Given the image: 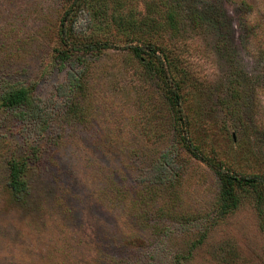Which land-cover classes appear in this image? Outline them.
<instances>
[{
	"label": "rangeland",
	"instance_id": "obj_1",
	"mask_svg": "<svg viewBox=\"0 0 264 264\" xmlns=\"http://www.w3.org/2000/svg\"><path fill=\"white\" fill-rule=\"evenodd\" d=\"M64 11L66 42L99 49L54 58ZM146 42L186 72L201 151L264 177V0H0V96L29 88L42 111L23 121L0 105V264H171L201 234L182 264H264V183L235 186L236 206L212 215L216 176L178 145L127 50ZM68 70L83 86L74 114ZM10 158L27 163L20 201Z\"/></svg>",
	"mask_w": 264,
	"mask_h": 264
},
{
	"label": "trees",
	"instance_id": "obj_2",
	"mask_svg": "<svg viewBox=\"0 0 264 264\" xmlns=\"http://www.w3.org/2000/svg\"><path fill=\"white\" fill-rule=\"evenodd\" d=\"M67 12L64 11L61 19L59 21L58 29V42L61 46L65 47L55 50L54 58L62 62L65 60L66 54L70 51L78 49L80 51L88 52L90 50H97L99 46L96 43L87 44H75L73 42H66L64 35V20ZM172 12L167 14V27L176 29L174 24V18L171 16ZM70 43L71 46H68ZM129 54L136 61L139 69L144 73L146 78L153 81V84L160 93V97L166 108L168 109V115L172 120L173 133L176 136V142L180 147H182L189 155L196 158L203 163H205L214 173L218 181V190L214 198L212 209V215L214 217H219L224 213L233 209L237 204V196L235 195V186L244 184H257L264 183L263 178L257 177H239L229 173L228 169L224 167L223 162L218 160L215 156H207L201 151V146L191 139L188 135V121L182 111V85L186 72H180L181 75L177 73L176 62L170 56V49L166 46H158L155 44H150L148 42L144 44H134L127 47ZM72 53V51H71ZM66 87L69 91L66 97V102L69 107V111L74 114L76 111L75 102L73 99L75 95L83 91L82 83L80 82V77L75 76L73 70L67 71ZM80 74V73H79ZM0 105L6 108H20L17 110V115L21 120H37L42 111L39 109L36 99L31 95L29 88L18 86L10 87L9 90L3 91L0 96ZM43 122V121H42ZM41 122V123H42ZM40 125V124H39ZM43 128L44 126H41ZM7 175H8V188L10 190V195L16 201H20L25 195V169L27 167L26 161L22 158H10L6 162ZM204 234H201L200 238L196 239L190 244L186 252L177 253L171 259V264H182L188 256L192 248L196 246L202 239Z\"/></svg>",
	"mask_w": 264,
	"mask_h": 264
}]
</instances>
